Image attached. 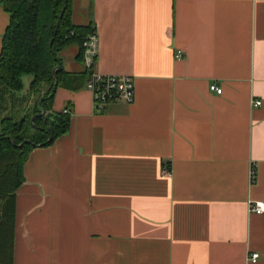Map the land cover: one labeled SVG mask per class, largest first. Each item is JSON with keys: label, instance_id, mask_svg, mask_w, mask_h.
Masks as SVG:
<instances>
[{"label": "crops", "instance_id": "0c3cea01", "mask_svg": "<svg viewBox=\"0 0 264 264\" xmlns=\"http://www.w3.org/2000/svg\"><path fill=\"white\" fill-rule=\"evenodd\" d=\"M71 21L134 100L56 88L70 123L25 161L13 264H264V0H71ZM8 23L0 5V50ZM78 52L64 71L86 70Z\"/></svg>", "mask_w": 264, "mask_h": 264}, {"label": "trees", "instance_id": "16d2710c", "mask_svg": "<svg viewBox=\"0 0 264 264\" xmlns=\"http://www.w3.org/2000/svg\"><path fill=\"white\" fill-rule=\"evenodd\" d=\"M0 5L9 15L0 50V264H13L15 192L25 161L31 150L50 145L69 127V112H49L56 88L77 90L88 74L58 68V53L75 44L83 59V42L95 28L72 23L71 0H0ZM24 75H31L29 94L36 99L31 112L17 119L11 108ZM40 99L45 114L31 125L42 110Z\"/></svg>", "mask_w": 264, "mask_h": 264}, {"label": "built area", "instance_id": "2783aa9c", "mask_svg": "<svg viewBox=\"0 0 264 264\" xmlns=\"http://www.w3.org/2000/svg\"><path fill=\"white\" fill-rule=\"evenodd\" d=\"M182 57L179 51L176 55ZM96 58V37L88 36L83 42V61L87 70V78L85 88L88 89L92 96L93 105L97 109H103L109 103H127L130 104L134 100V82L133 78L128 75H101L92 71V66ZM210 90L221 93V88L211 85ZM261 101H254V105H260ZM65 109L64 112H68ZM255 170L252 167L250 171V180L253 181ZM248 211L250 213L264 214L263 201H248ZM257 253H252L249 260H256Z\"/></svg>", "mask_w": 264, "mask_h": 264}, {"label": "rangeland", "instance_id": "374dc122", "mask_svg": "<svg viewBox=\"0 0 264 264\" xmlns=\"http://www.w3.org/2000/svg\"><path fill=\"white\" fill-rule=\"evenodd\" d=\"M31 79V75H24L22 77L23 88L21 91L16 92V99H14V101L12 102V113H15L14 115L17 119H19L23 114L30 113L33 109V104L36 97L32 99L29 94V83Z\"/></svg>", "mask_w": 264, "mask_h": 264}, {"label": "water", "instance_id": "95a60500", "mask_svg": "<svg viewBox=\"0 0 264 264\" xmlns=\"http://www.w3.org/2000/svg\"><path fill=\"white\" fill-rule=\"evenodd\" d=\"M63 12V11H62ZM51 44H52V40L50 41V46H51ZM61 66L59 65L58 66V68H60ZM56 70V69H55ZM55 70H54V72H55ZM54 83L56 84V81H54ZM41 100L42 99H40L39 101H38V105L42 108V110H41V112L40 113H37V114H35L34 116H32L31 117V119H30V124L31 125H33V120H34V117L35 116H43L44 114H45V110H44V108H43V106H42V104H41ZM20 146V145H19Z\"/></svg>", "mask_w": 264, "mask_h": 264}]
</instances>
